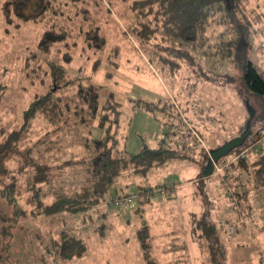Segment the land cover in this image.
<instances>
[{
  "label": "rangeland",
  "instance_id": "1",
  "mask_svg": "<svg viewBox=\"0 0 264 264\" xmlns=\"http://www.w3.org/2000/svg\"><path fill=\"white\" fill-rule=\"evenodd\" d=\"M135 1L138 0H88V4L82 6L89 10L86 17L77 14L76 7L70 11L66 7L58 17L48 16L19 27L11 24L8 31L3 29L0 18V73L7 74L5 83L8 85L0 101V127H12L16 123L24 97L29 96L30 86L25 72L21 73L18 57L22 52L40 51L37 41L42 32L62 21V25L71 28L77 46L71 61L64 62L66 89H54L55 94L60 95L62 102L72 100L77 103L76 109H80L84 104L76 87L92 83L98 88L100 104H106L111 95L115 104L113 112L119 113L117 123L112 114L102 126H99L100 117L88 119L89 124L79 126L74 136L64 131L59 140L61 150L57 152L61 160L67 156L87 155L89 149L84 141L101 138L107 130L115 136L116 148L120 150L136 153L143 146L155 148L165 137L177 139L167 132L173 130L178 117L186 128L184 135L178 138L180 146L192 150L186 149L179 160L156 169L145 179L133 174L116 178L107 193V198H112L137 194L141 187H156L150 202L140 205L135 199L123 212L103 202L80 214L61 211L49 216H22L11 236L0 234V251L8 255L5 264H146L136 237L142 225L149 227L151 255L156 264H212L209 255L213 252V264H264L260 258L264 255V221L251 225L241 215L240 206L231 205L236 202L230 184L236 160L231 166L225 163L236 155L216 163L223 168V173L212 172L209 178L203 176L196 180L202 164L210 160L211 149L235 136L240 126L244 128L249 115L245 101L254 110L255 127L262 123L264 104L244 90L236 73L230 84H224L221 78L214 81L208 67L202 63L175 60L159 34L146 38L139 31L149 24V16L142 6L145 2L135 4ZM246 8L253 26L263 30L257 40H264V1L248 0ZM67 13L72 18H66ZM92 22L99 27L105 42L100 47L83 48L78 26L82 24L87 28ZM61 54L54 50L46 52L45 56L61 63ZM169 59L170 66L165 65L164 60ZM72 116L65 128L77 127L75 120L79 119ZM46 128L45 122L35 120L29 141L42 136ZM260 144L247 146L244 155L258 150ZM199 148L207 152L208 160H203ZM15 167V163H10L11 169ZM26 174L16 176L21 187L25 185ZM169 180H179L180 184L160 190ZM28 195L25 191L16 195L26 210L30 208L26 201ZM44 198L49 202L52 196ZM211 224L215 226L214 234L210 231ZM101 227L103 230L99 229ZM62 231L85 244L81 256L62 259L59 253ZM213 235L217 239H213ZM171 244L181 248L163 251L172 247Z\"/></svg>",
  "mask_w": 264,
  "mask_h": 264
},
{
  "label": "trees",
  "instance_id": "2",
  "mask_svg": "<svg viewBox=\"0 0 264 264\" xmlns=\"http://www.w3.org/2000/svg\"><path fill=\"white\" fill-rule=\"evenodd\" d=\"M142 2H145L142 6H145L149 24L152 25L139 29L140 33L146 38L159 34L166 50L172 52L171 56L175 60L202 63L208 67L214 81L221 78L224 84H230L233 73H236L244 90L260 98L264 104V40H257L263 30L253 26L250 12L246 8L248 0H138L135 4ZM86 4L88 0H3L0 18L3 29L8 31L11 24L19 27L28 22L36 23L48 16L58 17L66 7H69V11L76 7V13L86 17L89 10L82 7ZM250 11L253 13V10ZM66 15V18H72L68 13ZM257 20L258 15L255 16ZM60 22L42 32L37 41L40 51L22 52L17 59L21 73L25 72V80L30 87L29 96L24 97L16 123L12 127H0L1 236H11L22 216H49L61 211L70 214L88 212L105 202L116 178L133 174L145 179L156 169L179 160L186 154V149H190L180 146L178 141L186 129L178 117L173 130L167 132L169 136H177V139L167 140L165 137L155 148L143 146L136 153L120 150L116 148L115 136L107 130L101 138L84 141L83 144L89 149L87 155L81 158L67 156L61 160L57 152L61 150L59 140L64 131L74 136L79 126L89 124L88 119L100 117L99 126H102L106 117L112 114L117 123L119 112H113L115 104L111 95L107 97L106 104H100L98 88L92 83L86 82L76 87L84 104L80 109H76L77 103L72 100L62 102L60 95L55 94L56 91L66 89L68 80L64 79V62L71 61L72 52L77 46V40L72 39L71 28ZM78 35L81 36L83 48L94 45L100 47L105 42L94 22L87 28L80 24ZM54 50L60 51V54L64 51L60 56L61 63L45 56L46 52ZM170 63V59L164 60L165 65L170 66ZM6 76V73H0V101L7 92ZM72 115L79 119L75 120L77 127L65 128L68 118H73ZM261 117L262 123L257 127L254 126L257 119L253 117L250 120L251 131L245 144L218 160V163H222L228 157L244 151L247 146L261 142L258 150L236 159L230 181L236 199L231 205L235 208L237 203L242 210L241 215L251 225H257L259 220L264 221V115ZM35 120L45 122L47 128L42 136L30 142V129ZM246 122L244 128L240 126L232 138L245 130ZM222 144L216 145L211 151ZM199 149L203 160H208L207 152L203 148ZM10 163H15V169L10 168ZM206 164H202L197 181L204 178L202 170ZM66 171L70 173L66 175ZM22 173H27L23 187L18 184L16 177ZM167 188L171 186L163 183L160 190ZM156 190L152 186L141 187L137 192L140 205L150 202ZM23 191L29 194L26 200L30 206L28 210L16 198ZM45 195H51V201H45ZM99 229L103 230V227ZM210 231L215 233L213 224L210 225ZM136 237L145 263L156 264L151 255L152 236L149 227L140 226ZM213 239L217 238L213 235ZM171 246L163 251L181 248L174 244ZM84 250L85 244L80 239L62 231L59 244L62 259L81 256ZM213 253L209 255L212 264L215 262ZM260 258L264 260V255ZM6 262L8 255L0 251V264Z\"/></svg>",
  "mask_w": 264,
  "mask_h": 264
},
{
  "label": "water",
  "instance_id": "3",
  "mask_svg": "<svg viewBox=\"0 0 264 264\" xmlns=\"http://www.w3.org/2000/svg\"><path fill=\"white\" fill-rule=\"evenodd\" d=\"M245 105L247 108V112L249 114V118L246 122L245 130L239 136L227 140L220 147H218V148H216L210 152V154H209L210 160L207 162L206 166L202 170V175L204 177H208V176L212 175L214 164L217 163L221 157L228 155L234 148L241 146L244 143V141L246 140V138L249 136V134H250V120L254 116V110L252 109V107L250 106L248 101H245Z\"/></svg>",
  "mask_w": 264,
  "mask_h": 264
},
{
  "label": "built area",
  "instance_id": "4",
  "mask_svg": "<svg viewBox=\"0 0 264 264\" xmlns=\"http://www.w3.org/2000/svg\"><path fill=\"white\" fill-rule=\"evenodd\" d=\"M244 151L238 155H236L232 160H229L227 163H225V165H229L231 166V164L234 162V160H236L239 157H243L244 155ZM222 167L218 166L216 163L214 164L213 167V173L214 174H220L223 173L222 171ZM222 176V175H221ZM180 184L179 180H169L166 185L167 186H171V187H176ZM157 191V190H156ZM229 195V193H228ZM137 199V194H133V195H125V196H121V197H112V198H107L105 199V204H109L111 206H113L116 210H118L119 212H123L125 211L131 204H133V201Z\"/></svg>",
  "mask_w": 264,
  "mask_h": 264
},
{
  "label": "crops",
  "instance_id": "5",
  "mask_svg": "<svg viewBox=\"0 0 264 264\" xmlns=\"http://www.w3.org/2000/svg\"><path fill=\"white\" fill-rule=\"evenodd\" d=\"M187 191V190H186ZM185 191V193L187 194V192Z\"/></svg>",
  "mask_w": 264,
  "mask_h": 264
}]
</instances>
